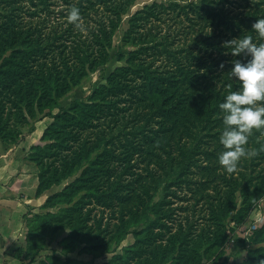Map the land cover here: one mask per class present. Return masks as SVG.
<instances>
[{
    "label": "trees",
    "instance_id": "16d2710c",
    "mask_svg": "<svg viewBox=\"0 0 264 264\" xmlns=\"http://www.w3.org/2000/svg\"><path fill=\"white\" fill-rule=\"evenodd\" d=\"M73 5L80 9L79 26L68 20ZM220 5L217 0H193L180 12L174 3H154L138 11L129 21L127 36L137 48L130 52L127 65L111 73L107 84L64 107L62 99L91 72L125 58L121 51L112 53L113 37L130 0H0V143L7 151L33 133L35 123L46 117L55 119L45 129L42 144L32 146L26 157L38 168V193L78 174L60 193L49 196L44 209L62 200L66 207L61 208L57 223L66 220L71 235L79 232L75 239L91 234L87 241L92 243L91 250L108 249L116 237L120 242L134 235L136 243L109 264H162L169 260L170 264H194L201 252L213 248L216 233L221 244L225 243V227L197 234L189 216L174 230V208L168 200L174 181L167 180L164 198L153 202L161 185L159 166L166 170L165 178L169 177L173 158L169 155L162 166L158 159L163 143L156 137L146 140L152 136L153 124L161 120L163 134L195 135L190 147H198L200 143L195 141L206 128V117L213 116L217 122L223 119L219 104L239 81L230 70L222 69L211 84L208 57L220 51L225 37L237 33L264 42L252 28L264 15V0H245V9L233 16L232 25L225 26L220 17L227 10ZM177 41L185 51L182 64H178L177 55L172 58ZM239 58L243 59V54ZM215 61L214 67L220 64ZM174 66L178 68L173 76L167 77ZM128 128L148 146L142 154L143 166L131 164L145 144L127 140L125 157L130 163L120 170L122 156L116 153L120 144L111 141L126 134ZM170 145L176 143L165 142L164 150ZM125 190L129 203L138 200L126 208L129 216L118 224L105 216L94 217L96 208L86 207L107 208V198ZM82 197L90 203L83 204ZM216 208V222L222 225L230 201ZM31 216L49 215L30 214L27 222ZM254 241H264V229L255 232ZM143 248L150 252L146 260H141Z\"/></svg>",
    "mask_w": 264,
    "mask_h": 264
},
{
    "label": "rangeland",
    "instance_id": "374dc122",
    "mask_svg": "<svg viewBox=\"0 0 264 264\" xmlns=\"http://www.w3.org/2000/svg\"><path fill=\"white\" fill-rule=\"evenodd\" d=\"M192 1L130 0L127 13L124 14L120 28L113 37L112 53L115 54L121 51L125 53V58L121 61L114 59L106 66L91 72L77 88H74L62 99V105L66 107L72 100L80 97L85 98L90 95L102 85L107 84L111 73L127 65L130 52L137 48L127 36L129 21L138 11L154 3H166L168 5L174 3L180 6L176 10L180 12L181 7ZM194 1L198 2L199 0ZM217 1L221 2L218 7L223 6L221 9L225 8L227 10L220 17L224 26L229 25L233 16L245 9V0ZM169 22L176 23L177 20L169 19ZM232 24L233 22H231ZM165 30H163V33ZM239 36L240 34L237 33L236 35L225 37L221 42L220 51L208 57V79L211 84L216 83L213 77L219 76L222 69L230 70L232 68L233 54L230 51V46L225 45L224 42ZM182 48L181 45L179 46L178 41L172 47V51L175 53L172 58L177 55L179 58L178 64L185 63V51H182ZM215 60L220 61V64L216 67L213 66L216 62ZM221 62L224 63L223 68L220 66ZM158 64H160V61H158ZM177 68L178 66L170 67L166 76H173L172 72ZM210 108L212 109L213 107L210 106ZM56 113H58V110H56ZM54 120V118L46 117L41 122L38 121L39 132L41 129H47ZM105 121L107 122V120ZM160 122L161 120L153 124L152 136L146 138V140L150 142L151 137H156V141L162 142L163 146L165 142H173L176 145H170V148L166 150H164L163 146L160 149L158 162L164 166V161L170 155L173 158L170 162L173 167V174L165 178L166 170L159 166L161 185L153 197V202L157 203L164 198L163 191L166 181H174L175 185L170 190L171 193L168 200L172 202L171 207L174 208L172 211L175 215V231L178 230L181 221H184L186 216H189L192 221L191 225L193 224V231L195 230L197 234L201 231H206V229L211 232L223 227H225L227 233L225 243L222 244L217 239V233L216 235L213 233V242H215L213 248L205 254L201 252L200 260L194 264H257L260 258H264V241H254L255 232L264 229V128L253 129L246 145L250 150H256V154L242 157L237 169L228 172L218 160V153L223 149V145L220 142V134L224 127L223 119H219L217 122L213 116L208 115L203 123L206 128L195 141V143L200 144L198 147L193 148L190 147V144L194 142L195 135L183 136L181 133L173 134L171 132L163 134V125ZM31 123L33 124V121ZM29 127L28 125L27 129ZM34 138H38V135L35 134ZM127 140H132V143H144L141 136L133 133L131 128L126 129V134L111 141V143L120 144L116 150V153L122 156L120 170H123L130 163L129 158L125 157ZM39 144H42V142ZM146 146L148 145L145 144L140 147L143 148V151L136 155L131 164L138 163L143 166L144 163L141 159ZM5 148L6 145L0 143V153L4 152ZM185 155L188 156L183 159ZM77 176L78 174L63 180L60 185L52 186L49 189L50 196L60 193ZM127 190L130 189L128 188ZM127 190L107 198V208L94 204H89L86 207L89 209L96 208L94 217L105 216L106 220L110 219L114 224H118L120 220L124 221L123 218L129 216L126 208L134 206L138 200L137 198L134 202L129 203L130 200L125 194ZM175 193H177V197H175ZM81 201L83 204L90 203L86 197H82ZM226 201H230L231 209L225 221H223L224 225H219L216 222L218 219L214 215V210L218 213L219 208L216 207L223 208ZM63 207H66V204H63L62 200H55L54 205L48 206L40 213L43 215L48 213L49 216L45 218L31 216L29 218L28 230L22 239V243L14 250L19 264H109L114 261L116 256L123 255L127 248L136 243L134 235H129L120 242H117L116 237L108 249L91 250L92 243L87 242L92 236L91 234L75 239V235L79 234V232L73 231L74 234L71 235L72 230L67 226L66 220H63L61 225L57 223L59 221L57 216L62 214L61 208ZM89 227H92V225L89 224ZM77 230H80V228ZM82 239L83 241H81ZM143 249L145 250L141 260H146L150 256V252H148L147 248ZM252 251H255V256L251 254ZM170 263L171 261L169 260L162 264ZM119 264L123 263L119 262Z\"/></svg>",
    "mask_w": 264,
    "mask_h": 264
},
{
    "label": "clouds",
    "instance_id": "9594fccd",
    "mask_svg": "<svg viewBox=\"0 0 264 264\" xmlns=\"http://www.w3.org/2000/svg\"><path fill=\"white\" fill-rule=\"evenodd\" d=\"M80 9L73 5L68 20L80 25ZM259 36L264 37V15L252 25ZM233 54L230 75L239 81L235 90L225 94L219 108L223 111L224 127L220 134L223 149L218 153L219 163L228 172L237 169L242 157L256 154L246 147L253 129L264 128V42H256L252 35L226 40ZM243 54V59L239 58ZM221 68L224 63L221 62ZM232 89V85H228ZM257 264H264L260 258Z\"/></svg>",
    "mask_w": 264,
    "mask_h": 264
},
{
    "label": "crops",
    "instance_id": "0c3cea01",
    "mask_svg": "<svg viewBox=\"0 0 264 264\" xmlns=\"http://www.w3.org/2000/svg\"><path fill=\"white\" fill-rule=\"evenodd\" d=\"M44 130L39 132L36 123L33 133L0 153V264H19L14 250L28 230L27 217L42 213L50 196L49 190L38 193V168L26 159L31 147L41 143Z\"/></svg>",
    "mask_w": 264,
    "mask_h": 264
}]
</instances>
